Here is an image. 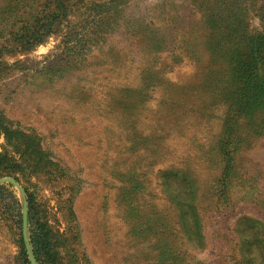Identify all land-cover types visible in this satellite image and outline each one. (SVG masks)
<instances>
[{
	"label": "rangeland",
	"instance_id": "obj_1",
	"mask_svg": "<svg viewBox=\"0 0 264 264\" xmlns=\"http://www.w3.org/2000/svg\"><path fill=\"white\" fill-rule=\"evenodd\" d=\"M0 185V264H264V0H0Z\"/></svg>",
	"mask_w": 264,
	"mask_h": 264
},
{
	"label": "trees",
	"instance_id": "obj_2",
	"mask_svg": "<svg viewBox=\"0 0 264 264\" xmlns=\"http://www.w3.org/2000/svg\"><path fill=\"white\" fill-rule=\"evenodd\" d=\"M0 202L6 206L13 209L17 214H20L18 200L15 195L4 185H0ZM37 229H34V234L32 235V241L35 245L36 255L38 257L40 264H54L51 252V246L48 240L47 232H44V228L40 227L39 224L36 225ZM42 228V229H41Z\"/></svg>",
	"mask_w": 264,
	"mask_h": 264
}]
</instances>
